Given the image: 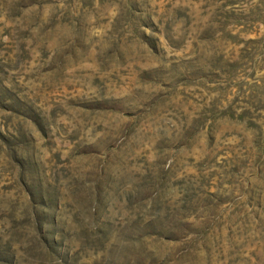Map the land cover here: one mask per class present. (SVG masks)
<instances>
[{
  "label": "rangeland",
  "instance_id": "374dc122",
  "mask_svg": "<svg viewBox=\"0 0 264 264\" xmlns=\"http://www.w3.org/2000/svg\"><path fill=\"white\" fill-rule=\"evenodd\" d=\"M0 264H264V0H0Z\"/></svg>",
  "mask_w": 264,
  "mask_h": 264
}]
</instances>
